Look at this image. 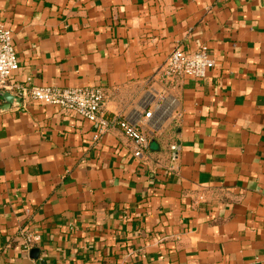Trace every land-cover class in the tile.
<instances>
[{"label": "crops", "instance_id": "1", "mask_svg": "<svg viewBox=\"0 0 264 264\" xmlns=\"http://www.w3.org/2000/svg\"><path fill=\"white\" fill-rule=\"evenodd\" d=\"M0 21L20 64L0 92V264H264V0H0ZM203 47L215 69L167 91L178 114L141 158L21 95L98 87L131 120L168 57Z\"/></svg>", "mask_w": 264, "mask_h": 264}, {"label": "built area", "instance_id": "2", "mask_svg": "<svg viewBox=\"0 0 264 264\" xmlns=\"http://www.w3.org/2000/svg\"><path fill=\"white\" fill-rule=\"evenodd\" d=\"M216 63L205 47L196 52L176 49L157 74L165 86L163 94L150 96L144 102V113L133 119L119 117L109 119L103 113L106 99L105 91L98 87L79 86L72 88L36 87L21 88V95L44 106H52L80 117L93 125L92 140L99 143L104 136L115 128L133 144L134 155L141 158L146 154L151 136H158L169 118L178 114V102L167 97V91L177 88L183 81H204L215 69ZM20 71L18 55L14 47L13 32L0 21V92L12 90V80ZM1 111V108H0ZM171 170H176L181 149L172 145ZM17 238L23 241L26 249L40 243L41 239L31 230L20 229Z\"/></svg>", "mask_w": 264, "mask_h": 264}, {"label": "water", "instance_id": "3", "mask_svg": "<svg viewBox=\"0 0 264 264\" xmlns=\"http://www.w3.org/2000/svg\"><path fill=\"white\" fill-rule=\"evenodd\" d=\"M37 252V251H36ZM35 253V252H34Z\"/></svg>", "mask_w": 264, "mask_h": 264}]
</instances>
